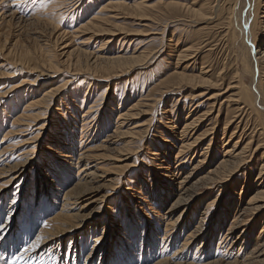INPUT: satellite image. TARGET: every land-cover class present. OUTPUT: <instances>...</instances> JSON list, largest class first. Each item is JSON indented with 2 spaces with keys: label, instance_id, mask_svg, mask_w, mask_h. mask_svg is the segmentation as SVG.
Returning a JSON list of instances; mask_svg holds the SVG:
<instances>
[{
  "label": "rangeland",
  "instance_id": "1",
  "mask_svg": "<svg viewBox=\"0 0 264 264\" xmlns=\"http://www.w3.org/2000/svg\"><path fill=\"white\" fill-rule=\"evenodd\" d=\"M124 1L130 5L114 6L116 2L124 3ZM203 1L215 4L214 2L218 0H198L195 7H198V3ZM137 2H144L146 6L148 3L150 6L148 5V8L143 7L145 10L141 8L142 10L139 9L140 12L136 13L138 9L134 8L132 4ZM109 3L113 4L112 7ZM193 4V0H0V74L2 73L0 76V150L3 148V153L0 154V158H2L0 167H3L1 172L4 173V177L0 178V186H6V191L0 195V237L4 231L6 234L3 240H0V264H12L17 257H22V259L17 260V264H157L164 260L171 263L187 262L191 264L193 262L194 264H208L217 260L219 261L213 264H228L226 262L232 261L234 262L232 264H264V252L260 255L258 252L260 246L254 247L255 237L264 224V209L256 212L254 218L251 217L253 215L245 217L250 219V222L241 225L236 230V235L240 237L238 243L232 242L234 238L226 242L225 237L222 236V234L227 233V228L232 225L230 222L233 220L239 202L243 203L244 206L247 205L245 203L250 194L247 190L250 187L247 185L251 181L253 182L258 175L259 169H253V167L259 166L257 162L261 156V150L256 152L253 158H251L250 152L246 153V159L243 163L249 164L251 169L246 171L245 168L248 167L245 165L243 168L241 167L242 169L240 168V171L235 172L234 165L230 164V169H226L223 175L229 173V170L235 174L227 180V183L221 185L214 183L213 189L208 190L207 193L204 187H198L197 192L204 195L201 197L203 200L201 205L198 204V201L196 202L197 199H189L183 206L173 208L167 213L170 205L174 204L175 195L170 194L175 191V188L173 192L169 190L173 183L165 181L162 187H159V185L154 184H160L159 180L154 179V185L151 187V175H155V168L159 171L162 170L161 173H167L169 168L167 164L169 159H163V155L149 154L152 151L151 148H157L152 146V140L160 142L156 137L161 136V138H167L172 143L174 142L177 147L182 145L183 139L180 136V129L185 125L187 118L192 120L204 112L202 116L206 115L194 130L196 132L194 137L199 136L202 139L198 142L194 153L188 156L189 162L185 161L187 165L185 172L194 171V180L214 169L218 164L215 162L223 158L222 154L225 148L223 140L224 144L228 143L233 132H236V137L232 136V139L236 140L241 134L240 130H242L245 134L244 140L241 142L242 147L247 141V136L256 135V130L260 126L258 115H253L254 118L248 112L245 114L239 111L235 101L230 103L231 111L228 114L225 96L219 101H223L224 105H222L220 113L218 114L219 102H216L217 106L214 105L216 107L210 113L209 107L212 101L210 102L208 99L210 92L213 91L204 86H197L200 82L186 84L182 80V84H177L181 80L174 77L176 76L174 75L175 72H181L183 76L199 77L204 74L202 73L204 67V70H209L214 78H221L220 82L223 81L225 83L223 85L226 86L236 79L233 76L236 65L234 61L235 52L238 51V53L243 54L239 43L231 44L227 38L226 40L224 36H219L223 34L218 29L211 31L208 35L206 31H199L204 23L193 24L192 20H186L187 16L185 15H188L187 19H191L190 12L186 9ZM123 5L124 8H128L124 9ZM246 8L244 11H247L249 6ZM99 15L107 16V19L106 17L104 20L101 19L104 29H109L107 32L101 27L100 30L96 28L97 31L92 28H85L86 31H82L85 24ZM209 40L211 42H208ZM198 43L200 44L197 45L198 48H194L193 57H188L180 63L178 59L181 51ZM81 49H85V51H80ZM62 50L68 52L73 50L71 59H66L67 55ZM98 54L103 57L120 55L129 58L135 55V57H139L138 61L134 60L133 64L132 62L129 64V72L125 70L127 72L123 73L117 70L116 73L119 75H116V73L101 72L104 71L100 65L101 60L95 61V56ZM92 55H94L93 60L95 61L93 66H89L90 69L82 70L78 75L74 74L77 71L74 69L76 66L73 63L78 61L77 58H80L85 64L88 57ZM50 58L60 68L57 72L50 71L52 77L42 76L41 80L43 81L35 88L37 92H34V97H31L32 93H28L25 89L29 86L27 83L40 74L41 68L51 62ZM231 58L234 59L230 60ZM90 59L91 57L88 60L90 61ZM202 65L204 66L202 67ZM64 82L66 87L63 93L52 102L51 114L49 115L51 119L50 128L48 129V125L40 132L37 131L36 128L47 117L39 115L40 108H25L26 105L51 86H61ZM198 94L204 95L200 97L201 95L197 96ZM65 103L66 107H64ZM60 105L63 106H61L63 108L61 114L57 111ZM89 107L93 109V112L88 118L90 122L86 120L87 123L84 124L85 116L83 114ZM132 108L138 109L139 113L124 127L121 121L125 118L121 119L120 117H123ZM25 112L30 114L32 123L28 127H23L24 131H16L18 134H15V130L19 129L15 119ZM57 112L58 114H56ZM71 112L74 113L75 117L70 116ZM178 113H180L179 117H177ZM209 113L210 115H208ZM226 114L233 116V123L227 122L228 116ZM36 118H38L37 121H35ZM243 118L245 121L242 120ZM251 118H254L255 121ZM118 120L119 122H117ZM130 123L132 125L137 123L139 126L137 129H140L138 132L141 134L140 136L137 135L133 143H128V139L132 135L127 134L126 136L129 137H126L120 134L131 125ZM165 123L167 124L166 129ZM236 126L240 127L237 128ZM64 127L67 130L62 132ZM212 131V134L216 135L218 139L216 138V142H213L214 147L211 146L208 149L212 157V163L208 165L206 162L201 163L200 155L211 143L212 135L210 133ZM84 133L87 135L82 138L81 134ZM6 135L7 138L4 140ZM26 138L30 141L22 142ZM54 139L56 140L53 141ZM51 143L59 148L58 153H51L47 150V146ZM257 143V141L253 142V148ZM166 145L160 142L161 147H159L163 152L167 151L166 153L170 156V163L175 167L178 162L174 157L178 148L167 147ZM231 145L232 142L226 146L231 147ZM25 147L27 148L24 150ZM124 147H127L130 153H125L128 151ZM90 149L94 153H104L103 159H98L99 166L102 167L92 168L97 173H93L85 179L82 175L84 184H81L73 192V196L78 201L82 200V205L85 203L83 201L92 194L95 195L93 197L95 201H92L93 203L87 207L85 206L87 209L78 205L74 208L72 206L71 209L69 207V211L74 213L83 209L81 213L85 211L90 214L95 213V218L88 220L73 231L66 232L62 235L61 243L56 239L54 241L49 240L46 238L48 233L59 223L56 224L52 219L64 211V208L62 211V207H65L64 204H66L63 203L66 202V193L80 180V176L77 175L78 166L82 159L84 160L86 150ZM27 150L28 153L23 156L21 152ZM60 150L65 154L72 153L66 163L63 159H61L62 161L59 160L62 157L58 155ZM157 151L159 154L163 153L159 149ZM28 157H32V160ZM87 159L91 162L89 166H93L94 161L98 162L91 157ZM26 161L27 163H25ZM70 161L72 163H69ZM37 162H39L38 165H36ZM68 165L73 168L69 169ZM116 165L121 166L120 170L114 169ZM24 170L26 171L22 173ZM104 171L114 172L109 177H116V179L113 182H107V178L104 179V175H107ZM8 173H13L16 176L15 181L10 183L7 181ZM47 174L49 179L46 177ZM145 175L149 178L144 179ZM180 176L174 178L177 179L176 182ZM228 183L229 186L226 187ZM154 187H158L162 194L158 197L159 200H154L155 197L157 198L153 193ZM129 188L134 189L133 193H135V188L140 190V193H135V196L129 191ZM219 189L224 191L225 196L221 195V201L214 208L213 204L211 207L207 206L206 203L217 196ZM85 192H88L89 195H86ZM128 194L131 195L127 196ZM169 195L172 197L167 200ZM239 197L242 199L239 200ZM120 198L121 202L119 203ZM160 202L162 203L160 204ZM225 202L228 206L232 202V206L224 207ZM259 204L261 203L259 202ZM184 209L187 210L185 213H183ZM202 210L206 211L204 216ZM158 211L162 213L161 216ZM200 217H202V221ZM176 218L180 219L179 227L171 230L173 235L169 231V235H166L168 228L165 224H168L170 219L175 220ZM199 224H203V232L192 243L190 249L187 248L176 256L175 253L187 237L188 232ZM210 232H212L211 236L209 235ZM37 237L41 238L40 246L24 253V247L27 243L29 241L35 242ZM99 237H101L100 240ZM205 237L207 238L206 241H204ZM44 239L47 241L45 242ZM261 247L264 249L263 246ZM248 255L249 258L247 259ZM237 260L242 261L235 263ZM252 260L254 261L252 262Z\"/></svg>",
  "mask_w": 264,
  "mask_h": 264
},
{
  "label": "bare ground",
  "instance_id": "2",
  "mask_svg": "<svg viewBox=\"0 0 264 264\" xmlns=\"http://www.w3.org/2000/svg\"><path fill=\"white\" fill-rule=\"evenodd\" d=\"M3 1V0H1ZM8 1V0H7ZM128 1V0H127ZM196 1V2H195ZM198 0H193V5L189 6L188 9H186L187 11L190 12V18L191 19H187L188 15H185L187 16L186 17V20H192V22H194L193 24H201V23H204V26H202L201 28H199V31H206L207 34L209 35V33L215 29H218L219 32H221L223 35H219V36H224V38L228 39L231 44L234 43H239V46L242 48L243 50V54L241 53H238V51L235 52V71H234V77L236 78L234 81L230 82L229 84H227L226 86H224L223 84V81L220 82L222 79L219 78V77H216L214 78L213 75H211L209 73V70H204V65H202L203 67V70L204 73L202 76H183L181 75L182 73L181 72H175L174 76L176 79L179 78L181 81L180 83H177V84H182V80H184L185 82L183 83H186V84H193L195 82H200V84H198L197 86H204L206 87V89H210V91H213V92H210V96H209V99L208 101L210 100V102L212 104H210V107H209V111L210 113H212V111H214V108L217 106L216 105V102H219L220 100H222V98H224V96L226 97L225 101L227 103V106H228V114L230 113L231 111V104L232 101L234 103L235 101V104H236V108H238L239 111H242L243 113H250L252 116L253 115H258V124L260 125L259 128L256 130V135L254 134H251V136H247V141L246 143L241 147V142L242 140H244V131L240 130L241 131V134L239 135V138L237 137V139L235 140L234 138L232 139V136L236 137L235 133L236 132H233L232 133V136H230V140L228 143L224 144V140L222 141L223 142V145H225L224 149H223V158H220V160L218 159L217 162H215L217 165L214 169H211L209 170L208 172H206L204 175H201L202 172H201V177L199 179H196L194 180V171H188V172H185V168H187V165L185 163V161H188V156L191 154L194 153L195 151V148L197 147L198 145V142L200 141V138L199 136H196L194 137L195 133L194 130L196 129V127L198 125H200V123L202 122V120L205 118V116H202L203 114L201 115H198L197 117L193 118L192 120H190V118H187V121L186 123H184L185 125L180 129V136L182 137L183 139V143L182 145L180 146H176L175 143L171 140H168L167 138H161V136H157L156 138H158L160 140V142L162 143H165L167 144L166 146L167 147H177L178 148V152L177 154L175 155V160L176 162H178L177 164H175L176 166L173 167L172 164L170 163V156L166 153L167 151L163 152V150H161V146H160V142L159 141H155V140H152L153 142V145L152 146H155L157 147L156 149L155 148H151V152H149V154L151 155H163V159L166 158V159H169V162H167L169 168L166 169L168 170L167 173H161V171L157 170L155 168V175L152 176L151 175V179H152V182H151V187L156 184V186L159 185V187L161 186L162 187V184L165 182V181H171L172 184V187L169 188L170 192L174 191V188H175V191L173 193H171L170 195H175V199H174V204L170 205L169 209L167 210V213L172 211V209L174 208H178V207H181L183 206L187 200L189 199H193V200H196V202L198 201V204L201 205L203 203V200L201 199L202 196V193H199L197 192V188L198 187H204V189H206V193L208 192V190L210 189H213V184L214 183H218L219 185H221L222 183H227V180L235 174V172L237 171H240L245 165V167H248V168H245L246 171L251 169L250 168V165L249 164H245L243 163V161L246 159L245 155L247 152H250L251 153V158H253L255 156V153L260 151L261 150V156L259 157V160L257 162V164L259 165L258 167L255 166L253 167V169L255 168H258L259 171H258V175L254 178V181L250 182L247 186H249L250 188L247 189L248 192H250L249 194V197H248V201L245 203L247 204L246 206L243 205V203H240L239 202V206L236 207V210H235V214H234V217H233V220L230 222L232 223V225L229 226V228H227V233L226 234H222L223 237H225V241L228 242L230 239L234 238L232 240V242L234 243H238L239 240H240V237L236 235V230H238L241 225H244L245 223L247 222H250V219L248 218H245L246 216L248 217L249 215H253L251 217L254 218L255 214H257L258 212L262 211L264 209V0H218L217 2H214L215 4H211L209 1H203L202 3H198V7H195L196 3H197ZM13 3V2H12ZM78 3V2H77ZM114 3V2H112ZM112 3H109L111 4L110 7H112ZM175 3V2H174ZM249 3V4H248ZM121 4H125L126 6L127 5H130L129 3H126L124 1L123 2H116L115 3V7H118V6H121ZM179 4V3H178ZM75 5V4H74ZM72 5V6H74ZM134 8L138 9L136 10V13L137 12H140L139 9L143 8V7H147L149 4L147 3V6L144 2H137V3H133L132 4ZM131 5V6H132ZM169 5V4H168ZM171 5V4H170ZM169 5V6H170ZM125 6V7H126ZM150 6V5H149ZM148 6V7H149ZM174 6V5H173ZM249 6V9L247 11H244L245 9H247L246 7ZM66 7V6H65ZM147 7V8H148ZM104 9V7H102ZM114 8V7H113ZM121 8V7H120ZM119 8V9H120ZM123 8H124V5H123ZM128 8V7H127ZM127 8H124V9H127ZM181 8V7H180ZM118 9V8H117ZM130 9V8H129ZM132 10H134L132 7H131ZM144 9V8H143ZM150 9V8H149ZM162 9V8H161ZM108 10V9H107ZM142 10V9H141ZM145 10V9H144ZM160 10V9H159ZM183 10V9H182ZM170 11V10H169ZM181 12V11H180ZM140 14V13H138ZM144 14V13H143ZM188 14V13H187ZM141 15V14H140ZM145 15V14H144ZM143 15V16H144ZM158 15V14H157ZM100 16V15H99ZM99 16H96L93 20L89 21L87 24L84 25L83 27V30L82 31H86L84 30L85 28L86 29H95L97 31L96 28H98V30H100L102 28V30L104 29V26L101 24V19H107V16H103L102 15L99 17ZM115 16V15H114ZM156 16V15H155ZM110 17V16H109ZM184 17V16H182ZM178 19V18H177ZM11 20V19H10ZM110 21V19H109ZM183 22V20H180V22ZM187 21V22H188ZM105 23L107 21H104ZM186 22V21H185ZM104 23V24H105ZM108 23V22H107ZM122 23V22H121ZM176 23V21H175ZM185 24V23H184ZM108 25H110L108 23ZM187 25V24H186ZM113 26V25H112ZM185 26V25H184ZM101 27V28H100ZM100 28V29H99ZM109 28V27H108ZM106 29H104L105 31ZM109 30V29H107ZM106 30V32H107ZM78 31V30H77ZM89 31V30H88ZM80 32V31H79ZM100 32V31H99ZM142 33V32H141ZM157 33V32H156ZM115 34V33H114ZM193 36V35H192ZM240 36V37H239ZM41 37V36H40ZM208 37V36H207ZM179 38V37H178ZM224 39V41H225ZM226 39V40H227ZM179 40V39H177ZM181 41V40H180ZM207 41V40H206ZM223 41V40H222ZM87 42V41H86ZM208 42H211L210 40ZM217 42V41H216ZM177 43V42H176ZM179 43V42H178ZM203 43V42H202ZM222 43V42H221ZM200 43L198 44H193L192 47H189V48H185V50H182L180 55H179V61L180 63L185 61L188 57H193L192 55L195 54V49L198 48L197 45H199ZM173 45V44H172ZM189 45V44H188ZM209 45V43H208ZM226 45V44H225ZM229 45V44H228ZM238 45V44H237ZM236 45V46H237ZM174 46V45H173ZM177 46V45H176ZM191 46V45H190ZM197 46V47H196ZM214 46V45H213ZM233 46V45H232ZM231 46V47H232ZM171 47V46H170ZM201 47V46H200ZM205 47V46H204ZM223 47V46H222ZM228 47V46H227ZM239 47V48H240ZM174 48V47H173ZM176 48V47H175ZM195 48V49H194ZM234 48V47H233ZM238 48V47H237ZM62 49V48H61ZM184 49V48H183ZM174 50V49H173ZM209 50V49H208ZM231 50V49H230ZM235 50V49H234ZM63 51V50H62ZM80 51H85V49H81ZM145 51V50H144ZM190 51H193L192 53ZM11 52V51H10ZM30 52V51H29ZM65 52V54L67 55L66 59L70 58L71 55L73 54V50L72 52H68V51H63V53ZM89 52V51H88ZM171 52V51H170ZM190 52V53H189ZM232 52V51H231ZM230 52V53H231ZM62 53V55H63ZM179 53V52H178ZM199 53V52H198ZM234 53V51H233ZM41 54V53H40ZM64 54V55H65ZM106 54V53H104ZM123 54V53H122ZM135 54V53H134ZM150 54V53H149ZM80 55V54H79ZM120 55V54H119ZM141 55V54H140ZM145 55V54H144ZM233 55V54H232ZM136 56V55H135ZM127 57V56H115V57H103L101 56L100 54L96 55L95 56V61L97 59H100L101 62H100V65L101 67H103L104 71H101V72H106L108 74H115L117 72V70L123 72V73H126L129 69V64L132 62V64L134 63V60H137L138 61V57ZM234 56V55H233ZM91 57L90 61L88 60L89 58ZM88 57V59L86 60L85 64H83L82 60L80 58H77V62L76 63H73L76 67H74V69L77 71V72H74V74H79L82 72V70L84 69H90L89 66H93L94 64V60H93V57L94 55ZM231 57V55H230ZM133 58V60H131ZM145 58V57H144ZM66 59H64L66 61ZM71 59V58H70ZM69 59V60H70ZM157 59V58H156ZM232 58L230 60H233ZM92 60V62H91ZM99 60V61H100ZM103 60V61H102ZM48 61V60H47ZM50 61H51V58H50ZM98 61V60H97ZM64 62V61H63ZM232 62V61H230ZM42 63V62H41ZM46 63V62H45ZM67 63V62H66ZM72 63V62H71ZM49 64V65H48ZM48 64H46L47 66H43V68H41V71H40V74L37 75L33 80H30L27 84H29V86H27L25 89L28 93H32L31 97H34V92H37V90L35 89L38 84L43 81L41 80L42 76L43 77H46L45 75H48V77H52V74L51 72L52 71H55L57 72L60 68V66L57 65V63L51 61L49 62ZM208 64V63H207ZM232 64H234V62H232ZM99 65V64H98ZM206 65V64H205ZM229 65V64H228ZM231 66V65H230ZM42 67V66H41ZM209 67V66H208ZM231 68V67H230ZM210 69V68H208ZM232 69V68H231ZM127 70V71H125ZM213 70V69H212ZM234 70V69H233ZM232 70V71H233ZM50 73H49V72ZM2 72V71H1ZM87 73L89 71H86ZM129 72V71H128ZM221 72V71H220ZM91 73V72H90ZM233 73V72H232ZM231 73V75H232ZM2 74V73H1ZM0 74V76H1ZM73 74V73H72ZM107 74V75H108ZM214 74H215V71H214ZM229 74V73H228ZM227 74V76H228ZM116 75H119L116 73ZM185 75V74H184ZM92 78H94L93 75H91ZM113 76V75H112ZM121 76V75H120ZM219 76V75H218ZM225 76V77H227ZM103 78V77H102ZM112 78V77H111ZM48 79V78H47ZM234 79V78H233ZM226 80V78H225ZM67 82V81H66ZM65 83V82H64ZM61 86H51L48 90H46L45 92H43V94H41L39 97L37 98H34L28 105H26L25 108L27 107H31V108H40V114L39 115H45L44 117H47L42 123L40 126H38V128H36L37 131L40 132V130H42L44 127H48V129L50 128V122H51V119L49 117V115L51 114V106H52V102L55 101V99L60 96L63 91H64V88L66 87V83ZM43 84V83H42ZM197 84V83H196ZM41 85V84H40ZM92 85V84H91ZM175 85V84H174ZM184 85V84H183ZM182 85V87H183ZM167 86V85H166ZM193 86V85H192ZM185 87V86H184ZM163 88V87H162ZM166 88V87H165ZM168 90H169V87H167ZM173 88V87H172ZM179 88V87H178ZM196 88V87H195ZM194 89V87H193ZM36 90V91H35ZM39 91V90H38ZM162 91V90H161ZM170 91V90H169ZM202 91V90H201ZM207 91V90H205ZM166 92V91H165ZM231 92V93H230ZM196 93V92H195ZM200 93V92H199ZM205 93V92H204ZM208 93V92H207ZM229 93V94H227ZM206 94V93H205ZM39 95V94H38ZM201 95V96H200ZM202 95L204 94H198L197 96H200L202 97ZM196 96V97H197ZM62 97V96H61ZM189 97V96H188ZM199 97V98H200ZM191 99V98H190ZM193 99V98H192ZM191 99V100H192ZM195 99V98H194ZM198 100V99H197ZM196 101V99H195ZM225 101H224V104H225ZM110 103V102H109ZM139 103V102H138ZM193 103V102H192ZM191 103V104H192ZM200 103V101H199ZM202 104V103H201ZM208 104V103H207ZM219 110H218V114L220 113L221 111V108H222V105H223V101L219 102ZM235 104H232V105H235ZM138 105V104H137ZM216 105V106H214ZM62 105H60L58 108H57V111L59 112V114L62 113L63 111V106L61 107ZM66 103L64 104V107H66ZM77 106V105H76ZM224 106V105H223ZM137 107V106H136ZM196 107V106H195ZM199 107V106H198ZM208 107V106H207ZM42 108V109H41ZM68 109V108H67ZM193 109V108H192ZM197 109V108H196ZM93 109H91L90 107L86 110V113L83 114L85 116V118L83 119V123L86 124L87 122H90L88 120L91 112ZM130 110V109H128ZM127 110V111H128ZM138 109H135V108H132L130 111H128L123 117H120L121 119L122 118H125L124 120H122L121 124L126 125L128 124L132 118H134L136 115H138ZM167 110V109H166ZM171 110V108H170ZM66 111V110H65ZM108 111V110H107ZM142 111V110H141ZM191 110H189L190 112ZM238 111V113H239ZM58 112L56 114H58ZM95 112V111H94ZM97 112V111H96ZM100 112V111H99ZM178 112V111H177ZM192 112V111H191ZM236 112V111H234ZM233 112V113H234ZM207 113V112H206ZM210 113L208 115H210ZM71 117H75L74 116V113H70ZM96 114V113H94ZM191 114V113H190ZM232 114V113H231ZM237 114V113H236ZM235 114V115H236ZM240 114V113H239ZM242 114V113H241ZM30 114L28 113H21L20 115H18L15 119V123L18 124L19 126V129L18 130H15V134H18V132L16 131H24L22 128L23 127H28L32 121L29 117ZM54 115V114H53ZM64 115V114H63ZM227 115V114H226ZM244 115V114H243ZM33 116V115H32ZM94 116V115H93ZM121 116V115H120ZM180 116V113H178V116ZM202 116V117H201ZM216 116V115H215ZM228 116V115H227ZM37 117V116H35ZM39 117V116H38ZM108 117V116H107ZM204 117V118H203ZM235 117V116H234ZM254 117V116H253ZM34 118V117H33ZM91 118V117H90ZM169 118V117H168ZM203 118V119H202ZM227 122L230 123H233L234 121V118L233 116H228L227 117ZM255 118V117H254ZM254 118H251L252 120ZM38 118H36L35 121H37ZM74 119V118H72ZM95 119V117H94ZM178 119V118H176ZM250 119V120H251ZM87 120V122H85ZM102 120V118H101ZM105 120V119H104ZM120 120V119H119ZM119 120L117 122H119ZM243 121L244 118L242 119ZM93 121V120H92ZM166 121V120H165ZM175 121V120H174ZM255 121V120H253ZM251 121V122H253ZM170 122V121H169ZM237 122V120H236ZM146 123V122H145ZM168 123V122H167ZM171 123V122H170ZM35 124V123H34ZM56 124V123H55ZM83 124V125H84ZM131 124V123H130ZM169 124V123H168ZM247 124V123H246ZM252 124V123H251ZM92 125V123H91ZM132 125V124H131ZM129 126L126 130H123L122 132H120V134L122 136H126L127 134L128 135H132L129 139H128V143H133L135 142V138L137 137V135L139 134L138 130L140 129H137L139 128L138 124L136 123L135 125H132V126ZM167 124L165 123V129H166V126ZM240 125V123H239ZM245 125V124H244ZM255 126V124H253ZM87 126V125H86ZM120 126V125H119ZM122 126V125H121ZM173 127V125H170ZM247 126V125H246ZM258 126V125H257ZM74 127V126H73ZM89 127V126H88ZM92 127V126H91ZM125 127V126H124ZM237 128L240 127V126H236ZM245 127V126H243ZM136 128V129H135ZM249 128V127H248ZM66 129V127H64V129L62 130V132H64ZM87 129V128H86ZM149 129V128H148ZM163 129H164V126H163ZM246 129V128H245ZM251 129V128H250ZM67 130V129H66ZM74 130V129H73ZM71 130V131H73ZM96 130V129H95ZM122 130V129H121ZM147 130V129H146ZM238 130V129H237ZM21 131V132H22ZM210 131V130H209ZM236 131V130H235ZM83 132V131H81ZM143 132V131H142ZM14 133V132H13ZM71 133V132H70ZM151 133V132H149ZM213 131L210 133L212 136H211V143L208 144V146L206 147V149L201 153L199 159L201 161V163L203 162H206L209 164L212 163V157L210 156L209 154V150L211 146L214 147V143L213 142H216V140L218 139V137L216 135H213L212 134ZM246 133V132H245ZM42 134V133H41ZM108 134V133H107ZM113 134V133H112ZM64 135V134H62ZM61 135V137H62ZM73 135V134H71ZM87 134H81V137L82 138H85ZM141 134H139L140 136ZM144 135V134H143ZM249 135V134H248ZM145 136V135H144ZM188 136V137H187ZM65 137V136H64ZM98 137V136H97ZM126 137H129V136H126ZM7 138V135L5 136L4 140ZM34 138V136H33ZM66 138V137H65ZM89 138V137H88ZM91 138V137H90ZM107 138V137H106ZM105 138V139H106ZM123 138V137H122ZM139 138V137H138ZM217 138V139H216ZM113 139V138H112ZM180 139V140H182ZM216 139V140H215ZM56 139H54L53 141H55ZM70 140V139H69ZM86 140V139H85ZM139 140V139H138ZM141 140V139H140ZM27 141H30L28 140L27 138L26 139H23L22 142H26ZM73 141V140H72ZM150 141V140H149ZM254 141H257L258 143L256 144L255 148H253V142ZM69 142V141H68ZM106 142V141H105ZM113 142V141H111ZM232 142V145L231 147L230 146H226L228 145L229 143ZM158 143V144H157ZM4 144V143H3ZM69 144V143H68ZM127 144V143H126ZM222 145V146H223ZM69 146V145H68ZM82 146V145H81ZM80 146V147H81ZM127 146V145H125ZM151 146V145H150ZM160 146V147H159ZM10 147V146H8ZM28 147V146H27ZM23 148L24 150L27 148ZM67 147V146H65ZM70 147V146H69ZM79 147V148H80ZM159 147V148H158ZM106 148V147H105ZM127 148V147H126ZM124 147L125 150H127L128 152L125 151V153H130V150H128V148L126 149ZM3 149V148H2ZM0 150V154L3 153V150ZM5 149V148H4ZM157 149H159V151L163 152L162 154H159V152L157 151ZM12 150V149H11ZM16 150V149H15ZM20 150V149H19ZM47 150L49 152H55V153H58L57 150H59V148L52 144L51 145L49 144L47 146ZM64 150V148H63ZM84 150V149H83ZM112 150V149H111ZM67 151V150H66ZM70 151V150H69ZM79 151V150H78ZM81 151V150H80ZM155 151V152H154ZM24 152V153H23ZM21 152L23 156H26V154L28 153V150L27 151H23ZM60 154H58L59 156H62L61 158H59V160L63 159V161H68L69 160V157L72 156L70 154L72 153H62L63 151H59ZM89 152V153H88ZM124 152V151H123ZM160 152V153H161ZM11 153V152H10ZM83 153V152H82ZM88 153V154H87ZM123 153V154H125ZM8 154V153H7ZM86 156L84 158V160L82 159L81 163L79 164L78 166V173L77 175L80 176L79 177V181L77 182V184H75L70 190L68 193H66V196H65V199H66V202H63V203H66L64 204L65 207H62V211H63V208H64V211L61 212V213H58L56 216H54V218L52 219L53 221L56 222V224L58 223V225H55L54 226V229L51 230V232L48 233L47 237L49 240H53L56 239L57 241H59L60 243L62 242V235H64L66 232H69V231H73L79 227H81L85 222H87L88 220H92L93 218H95V213L93 214H90V213H87V211L81 213V211L83 209H81L80 212H70L69 210L72 208H74V206L78 207V205L80 207H87L89 204L93 203L92 201H95V198L93 199V197L95 196L94 194H92L91 196H88L89 198H86V200L83 201V205H82V200L81 201H78L77 198H74L73 196V192L81 185V184H84L82 179L87 176H91V174L93 173H97L95 170H93L92 168L94 169H97V168H100L99 166V161L98 159L104 157V153H94L92 151V149L90 150H86ZM84 154V155H85ZM32 155V154H31ZM122 155V153H121ZM1 156V155H0ZM83 156V154H82ZM124 156V155H123ZM150 156V155H149ZM11 157V156H10ZM74 157V156H73ZM88 157H91V158H94L95 160H97L98 162L94 161V165L93 166H89L91 164V162H89L90 160H88L87 158ZM120 157V156H119ZM12 158V157H11ZM24 158V157H23ZM29 158V157H28ZM118 158V157H117ZM203 158V159H202ZM2 158H0L1 160ZM9 159V158H8ZM32 160V157L29 158ZM121 159V157H120ZM119 159V160H120ZM124 159V158H123ZM191 159H193L191 157ZM28 161V159H25ZM72 160V159H71ZM74 160V158H73ZM72 160V161H73ZM116 160V159H115ZM27 161L25 163H27ZM62 161V160H61ZM76 161V160H75ZM156 162V160H154ZM163 162V161H162ZM189 162V161H188ZM69 163H72L71 161ZM67 163V164H69ZM74 163V162H73ZM161 163V162H160ZM214 163V164H215ZM8 164V163H6ZM39 162H37L36 165H38ZM78 164V163H77ZM162 164V163H161ZM160 164V165H161ZM230 164L234 165V170L235 172L231 173V170H229V173H226L223 175V172H226V169H230ZM10 165V164H9ZM26 165V164H25ZM70 165V164H69ZM68 165V167H69ZM118 165V164H117ZM115 166L114 169L116 170H120L121 166ZM159 165V164H158ZM197 165V164H196ZM17 166V165H16ZM166 166V165H165ZM212 166V165H211ZM72 166L69 167V169L71 168ZM102 167V166H101ZM242 167V168H241ZM1 168L3 167H0V178H3L4 177V173L1 172ZM67 168V167H66ZM73 168V167H72ZM112 168V167H111ZM195 168V167H194ZM241 168V169H240ZM174 169V170H173ZM51 170V169H50ZM75 170V169H74ZM233 170V169H232ZM18 171V170H17ZM26 170H24L22 173H24ZM70 171V170H69ZM77 171V170H76ZM74 171V172H76ZM173 171V172H172ZM245 171V173H246ZM107 175H104V179L107 178V182H113L116 177H112L110 178L109 176L112 175V173L114 172H108V171H104ZM103 172V173H104ZM172 172V174H170ZM228 172V171H227ZM83 175V178H81V176ZM121 175V174H119ZM180 175H183V176H180ZM173 176V179H171ZM177 176H180L178 178V181L176 182L177 179H174L176 178ZM8 179L7 181L10 183L11 181H15L16 179V176H14L13 173H8L7 176ZM48 179H49V175L47 174L46 176ZM118 177V176H117ZM145 178L144 179H148L149 177H146V175L144 176ZM235 177V176H234ZM233 177V178H234ZM96 178V177H95ZM100 178V177H99ZM232 178V179H233ZM77 179V177H76ZM154 179L155 180H159L160 184H157V183H154ZM78 180V179H77ZM93 180V179H92ZM86 181V180H85ZM106 181V180H105ZM89 182V181H88ZM53 183V181H52ZM154 183V184H153ZM258 183H260L258 185ZM57 184V183H56ZM92 184V183H91ZM101 184V183H100ZM106 184V183H105ZM113 184V183H112ZM97 185V184H96ZM217 186V185H216ZM229 186V183L226 184V187ZM57 187V185H56ZM59 187V186H58ZM62 187V186H61ZM224 187V188H226ZM60 188V187H59ZM142 188V187H140ZM155 188V187H154ZM162 190V189H161ZM6 191V186H3L1 185L0 186V195L1 194H4L3 192ZM129 191H131L133 193L134 189L133 188H129ZM128 191V192H129ZM218 194L215 198H213V200H210L208 201L206 204L207 206H210L211 205L213 206V208L215 206H217V204L219 203L220 198L222 197L221 195L223 194V192L221 191V189L218 190ZM127 192V193H128ZM151 192V191H150ZM169 192V193H170ZM86 195H89L88 192H85ZM131 193V194H132ZM135 193H140V190L136 189L135 188ZM133 193L135 196L136 194ZM155 196H157V198L155 197L154 200H159L158 197H160L162 194L160 192V189H158V187L155 188V191L153 192ZM125 194V193H124ZM130 194V195H131ZM132 194V195H133ZM225 194V193H224ZM223 194V195H224ZM102 195V194H101ZM129 194L127 196H130ZM133 195V196H134ZM167 198V200L170 199V196ZM243 195H244V192H243ZM100 196V195H99ZM225 196V195H224ZM174 197V196H173ZM244 197V196H242ZM74 198V199H73ZM144 199L146 201L147 198L144 197ZM211 199V198H210ZM242 199L239 197V200ZM152 201V200H151ZM118 202L120 203L121 202V198L118 200ZM149 202V201H148ZM169 202V201H168ZM259 202L261 204H259ZM96 203V202H95ZM162 202H160L161 204ZM234 204V203H233ZM63 205V206H64ZM99 206V204H98ZM232 206V202L230 203V205L228 206L227 205V202L224 203V207L226 208H229ZM70 207V209H69ZM85 207V208H86ZM142 207V206H141ZM140 207V208H141ZM152 207V206H151ZM161 207H164V206H161ZM160 207V209H161ZM92 208V207H91ZM155 208V207H154ZM208 209V207H206ZM212 208V209H213ZM80 209V208H79ZM87 209V208H86ZM156 209V208H155ZM154 209V210H155ZM153 210V211H154ZM205 210V209H204ZM73 211V209H72ZM156 211V210H155ZM187 210L184 209L183 210V213H185ZM203 211V210H202ZM160 214V216L162 215V213H160V211H158ZM257 212V213H256ZM81 213V214H80ZM204 214H206V211H203V216ZM128 217V216H127ZM126 217V219H127ZM180 217V216H179ZM252 219V218H251ZM200 220L202 221V217H200ZM128 221V219H127ZM246 221V222H245ZM200 222V221H199ZM180 224V219L176 218L175 220H169L168 221V224H165L167 225V228L168 230H166V235H169L168 234V231L170 234L173 235V232L171 230H175V228ZM198 224V223H197ZM203 225V224H202ZM201 224L199 225H194L196 226L194 229H192L191 231L188 232L187 234V237L184 239V241L182 242V244L180 245V248L178 249L177 253H175V255H179L180 253H182L183 251L190 249V247L192 246V243H194L196 241V239L199 237V235L203 232V226ZM9 226V225H8ZM179 227V226H178ZM177 230V229H176ZM7 231V229H6ZM246 231V230H245ZM248 231V230H247ZM263 231V232H262ZM105 232V231H104ZM103 232V233H104ZM7 233V232H6ZM9 233V231H8ZM46 233V232H45ZM176 233V232H175ZM212 232L209 233V235L211 236ZM5 231H4V234L1 235V237L4 238L5 236ZM8 235V234H7ZM214 235V234H213ZM235 235V237H234ZM248 235V234H247ZM171 236V235H170ZM102 237V236H101ZM101 237H99L98 239L100 240ZM172 237V236H171ZM242 237V236H241ZM222 238V237H221ZM247 238V236H246ZM206 241V237L204 238ZM256 241L254 243V247L257 246H260L258 247V252H260V255L263 254L264 252V249H262L261 246L264 247V224L261 226V231L258 233L257 237H255ZM1 240V239H0ZM3 240V239H2ZM45 240V239H44ZM97 240V239H95ZM165 240V239H164ZM224 240V239H223ZM47 240H45L46 242ZM246 241V240H245ZM44 242V241H43ZM44 242V243H45ZM41 243V242H40ZM221 243V242H220ZM260 243V244H259ZM243 245V244H242ZM241 245V246H242ZM40 246V245H39ZM42 246V245H41ZM44 246V245H43ZM46 246V245H45ZM244 246V245H243ZM246 247V246H245ZM203 248V247H202ZM252 249V248H251ZM40 250V249H39ZM38 250V251H39ZM187 252V251H186ZM198 253V252H197ZM226 253V251H225ZM185 254V253H184ZM189 255V254H188ZM202 255V254H201ZM197 256V255H196ZM184 257V256H183ZM199 257V256H198ZM249 258V255L247 256V259ZM256 258V257H255ZM260 258V257H259ZM184 259H187V258H184ZM257 259V258H256ZM192 260V259H191ZM176 261V260H175ZM219 260L217 261H213V262H209L208 264H213L214 262H218ZM242 261V260H241ZM241 261H238L235 262V263H240ZM254 260H252L253 262ZM258 261V260H257ZM186 262V261H185ZM222 262V261H220ZM228 264H232L234 263L233 261L232 262H226ZM157 264H191V263H171L169 262L168 260H164V261H160L159 263ZM194 264V262H193Z\"/></svg>",
  "mask_w": 264,
  "mask_h": 264
},
{
  "label": "snow or ice",
  "instance_id": "3",
  "mask_svg": "<svg viewBox=\"0 0 264 264\" xmlns=\"http://www.w3.org/2000/svg\"><path fill=\"white\" fill-rule=\"evenodd\" d=\"M13 203H16V201H13ZM47 227V225H45ZM0 239H3V237H0ZM40 237H37L35 242H31L29 241L27 243V245L24 247V253H27L33 249H35L36 247L39 246L40 243ZM22 259V257H17L16 260H13L12 264H17V260Z\"/></svg>",
  "mask_w": 264,
  "mask_h": 264
}]
</instances>
